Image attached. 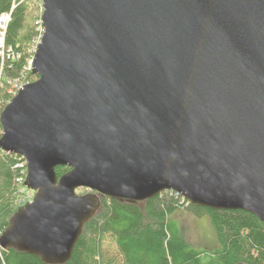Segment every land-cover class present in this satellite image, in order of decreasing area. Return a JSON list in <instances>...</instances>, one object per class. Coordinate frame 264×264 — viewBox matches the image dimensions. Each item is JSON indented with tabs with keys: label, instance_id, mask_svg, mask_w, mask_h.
<instances>
[{
	"label": "water",
	"instance_id": "obj_1",
	"mask_svg": "<svg viewBox=\"0 0 264 264\" xmlns=\"http://www.w3.org/2000/svg\"><path fill=\"white\" fill-rule=\"evenodd\" d=\"M41 4L38 77L0 112L34 196L0 249L66 262L101 195L172 190L264 223V0Z\"/></svg>",
	"mask_w": 264,
	"mask_h": 264
},
{
	"label": "trees",
	"instance_id": "obj_2",
	"mask_svg": "<svg viewBox=\"0 0 264 264\" xmlns=\"http://www.w3.org/2000/svg\"><path fill=\"white\" fill-rule=\"evenodd\" d=\"M40 1L0 0V14L11 11L4 44L15 55L0 56V112L20 86L38 77L29 61L42 28L40 13L36 14ZM13 83L19 86L11 89ZM20 157L0 148V234L24 197L20 192L24 182L17 180L14 167ZM67 170V166H57V178ZM100 199L99 208L84 223L71 257L62 264H264V223L244 210L192 204L172 190L142 201L104 195ZM180 208L209 219L217 242L213 249H197L185 239L178 222L170 217ZM0 264L47 263L34 254L7 247L0 249Z\"/></svg>",
	"mask_w": 264,
	"mask_h": 264
},
{
	"label": "rangeland",
	"instance_id": "obj_3",
	"mask_svg": "<svg viewBox=\"0 0 264 264\" xmlns=\"http://www.w3.org/2000/svg\"><path fill=\"white\" fill-rule=\"evenodd\" d=\"M41 1L38 6L39 8L36 12V14L40 13L39 16L42 13ZM18 86H19L18 83H13L11 85V89L16 88ZM24 188L25 190L23 191L24 192L23 198H25L26 200L32 199V197L34 196V191L28 189L25 186ZM20 192H21V189H20ZM76 192L81 194L87 191L83 192L82 190L77 189ZM170 217L175 219L178 222V224L180 225L182 229L185 239L193 247L197 249H201V250L203 249L211 250L217 245L214 230L211 226L209 219L206 216L196 217V216L191 215L189 212H187L186 209L180 208L176 210L174 213H172Z\"/></svg>",
	"mask_w": 264,
	"mask_h": 264
},
{
	"label": "built area",
	"instance_id": "obj_4",
	"mask_svg": "<svg viewBox=\"0 0 264 264\" xmlns=\"http://www.w3.org/2000/svg\"><path fill=\"white\" fill-rule=\"evenodd\" d=\"M11 18V11H7V12H3L0 14V56L3 57H14V53L10 51V49H6L5 44H4V37H5V32H6V28H7V24L10 21ZM43 28H41V33H42ZM41 33L38 37H36L35 39V43H34V48L36 47V44L39 42L40 40V36ZM31 61L32 59L29 61V67H31ZM14 167H16L18 169V178L17 180L19 182H24L25 178H26V162L25 160L20 157L19 160L15 163ZM24 184V183H23ZM24 187V186H23ZM24 191V188L21 189V192ZM31 200V199H30ZM30 200H26L25 198H22L19 200V203H21L22 205Z\"/></svg>",
	"mask_w": 264,
	"mask_h": 264
}]
</instances>
